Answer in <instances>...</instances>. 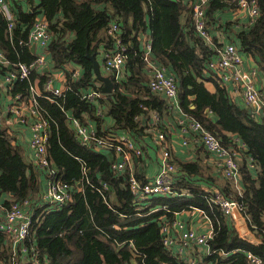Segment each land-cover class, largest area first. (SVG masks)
<instances>
[{"label":"trees","instance_id":"1","mask_svg":"<svg viewBox=\"0 0 264 264\" xmlns=\"http://www.w3.org/2000/svg\"><path fill=\"white\" fill-rule=\"evenodd\" d=\"M236 1L208 0L209 31L223 24L217 12L235 10ZM255 2L257 19L231 41L264 73V0ZM39 9L52 34L48 45L52 69L33 70L26 79L10 83L8 89L12 88V100L18 103L28 99L31 85L39 88L36 107L48 121L49 162L59 180L69 185L71 198L51 209L40 203L45 173L29 162L13 141L8 121L12 114L7 110V126L0 115V196L5 194L8 199L0 204L7 207L11 200H31L32 218L24 243L38 250L40 264H190L164 247L158 222L172 221L176 214L191 209L202 211L212 229V237L205 244L209 252L202 255L197 250L190 255L195 264H251L248 252L264 261V115L260 120L252 117L248 108L235 104L216 82L211 81L215 92L207 89L203 68L210 50L195 31L192 8L175 0H40ZM39 9L20 12L19 17L18 10L11 32L7 30V17L0 12V48L10 62L28 63L35 57L28 50L27 37ZM113 21L125 46V78L116 81L110 75L113 90L90 101L83 93L88 89L99 92L101 87L87 54L96 57L101 49L105 54L113 48L115 37L108 32ZM143 34L150 41L154 60L178 80V106L186 121H198L223 146L238 148V140L248 149L247 154L240 149V155L251 158L249 164L257 170V177L251 175L242 159L241 163L237 161L241 189L228 180L219 187L212 186L236 201L258 244L240 237L233 218L209 201L213 187L203 186L214 180L209 163L205 167L196 160H180L171 145L165 146L170 161L178 168L173 185L178 195H153L139 205L128 185L129 172L117 174L111 169L114 152L110 151V156L75 140L66 113L86 126L90 120L97 122V135H103L118 130L139 134L145 129L142 119L154 112L158 123L150 127L161 128L166 134L160 126H164L162 117L169 108L166 100L147 86L146 62L140 48ZM70 63L80 66V76L73 78L65 72L63 95L50 100L51 93L44 90L49 74ZM5 69L0 66V73ZM17 94L21 99L15 98ZM104 114L111 118L110 125H104ZM133 174L139 181L146 180L136 171ZM28 255L31 257V252ZM15 263L24 264L18 254L12 255L11 242L0 231V264Z\"/></svg>","mask_w":264,"mask_h":264},{"label":"built area","instance_id":"2","mask_svg":"<svg viewBox=\"0 0 264 264\" xmlns=\"http://www.w3.org/2000/svg\"><path fill=\"white\" fill-rule=\"evenodd\" d=\"M175 1L192 8L195 31L209 47L210 55L206 59L203 68V75L207 78V81L218 83L221 88H224L232 101L234 96H240L252 117L256 118L261 113L264 115V99L262 98L261 90L255 85L257 67L250 61L249 57L244 56L237 44L231 40L228 42L223 41V33L220 30H216L213 36L211 31L207 29L206 7L208 0ZM236 4V9L232 11L235 15L242 11L247 20L244 28L250 27L259 14L257 3L255 0H237ZM0 12L9 19L7 30H12L15 18L6 11L5 0H0ZM117 30L118 25L113 21L108 32L115 37V41L113 48L103 55L102 67L107 75H113L116 81H120L125 78L123 71L125 46L121 44V40L116 34ZM51 39L52 34L48 29L47 21L43 18H37L32 24L29 42H37L42 47V51L38 52L30 62L12 63L0 48V66L6 68L3 74L6 84L13 83L15 80L26 79L33 70L39 72L45 68L51 70L52 61L48 52V45ZM140 48L143 51V59L146 62L147 86L149 90L166 100L168 111L173 115V120H176V123L180 125L181 133H190L192 137H195L197 142L211 154L218 175L230 181L236 187L240 177L237 161L241 153L240 149H245L243 142L241 144L239 143L241 141H235L238 148L223 146L219 139L210 131L205 130L198 121H186L185 117L182 119L177 98L179 88L177 78L171 71L154 60L150 41L144 34L140 38ZM78 68L80 69L79 65L70 63L63 65L55 72L60 71L64 74L68 72L73 78H78L80 76ZM55 72H52V75ZM44 90L51 93L50 100L53 97L59 98L63 95L64 79L63 85L56 86L53 84V76L48 78L44 84ZM29 91L30 94L27 100L21 99L19 94L15 96V98L21 99L17 104L24 106L25 109L19 105H11L8 111L12 114V118H9L8 121L12 125L18 120L30 128L29 147L33 154L34 163L41 171H44L46 178L45 189L39 200H41V204L47 206V209H51L67 203L71 198V191L68 184L59 180L55 169L49 162L47 152L48 121L39 115L36 107L35 98L39 96L40 90L36 84H33ZM100 94L103 93L88 89L83 93V97L94 101ZM66 116L75 140L81 145H91L96 151L107 152L109 155L110 151L114 152L115 158L111 162V169L117 174H122L125 171L129 172L127 181L137 204H143L153 195H178L177 191L173 189L178 168L170 161L169 153L165 149L167 140L161 132L156 136V145L161 149L159 170L152 178L139 181L133 174V165L135 159H139L142 155V146H138L134 139H131L128 135H121L123 133L119 135L117 132L115 134L106 132L103 135H97L95 129L82 124L79 119L69 115V113H66ZM151 118L153 122L150 125H156L158 116L153 115ZM183 144H185V141H183ZM211 190L213 196H210L209 201L214 202L225 216L233 218L234 209H237L240 213V208L235 200L225 197L215 187L211 188ZM31 203L29 199H25L22 202L11 200L7 207H1L0 231L9 238L14 257L18 254L20 261L24 264L28 262V264H40L37 257L38 250L34 247L28 248L24 243L32 218ZM195 210L199 211L198 209ZM160 226L163 245L169 250H171V244L175 241L171 232L175 230L180 232L179 255L172 253L190 264H195L196 261L194 257L190 258L188 250L194 251L197 247L205 245L212 237V229L203 233H198L190 228L184 230V223L180 220H174L172 223L164 221L160 223ZM184 248L186 251L182 253ZM28 252H31V257ZM246 257L251 264H264V261L259 256L251 252H248Z\"/></svg>","mask_w":264,"mask_h":264},{"label":"crops","instance_id":"3","mask_svg":"<svg viewBox=\"0 0 264 264\" xmlns=\"http://www.w3.org/2000/svg\"><path fill=\"white\" fill-rule=\"evenodd\" d=\"M39 4H40V0H5L6 11L11 13L14 16V18H17V11L18 10H19L18 11V17H19L20 12L31 13L32 9H39ZM234 15H235V13L229 9H225V10L217 12L216 17L223 24L219 28H215L213 30L211 29V34L214 36L216 33V30H220L223 33L222 34L223 35V41L228 42V41L234 39L236 36V33L239 30H241L242 28H244L245 24L247 23L246 16L242 13V11L241 12L239 11L235 16ZM37 18L45 19L44 15H42V13H40V9H39V14H37V16L35 17V20ZM7 20H9V19H7ZM14 21H15V19H14ZM11 31L12 30H10L9 32H11ZM30 31H31V29H30ZM30 31H29L28 37H27L28 50L31 54L36 55L38 52L42 51V47L37 42H29ZM32 44H34L33 52L31 51V45ZM102 51L103 50L101 49L100 53L95 57V59L99 63L101 73L103 75H107L105 73V71L103 70V67H102L103 55H104ZM250 61L257 67L256 63L253 60H250ZM92 66H93V64H92ZM47 71H50V70L47 69L46 72ZM79 71L81 73V68L79 69ZM93 71H94V69H93ZM52 76H53V84L54 85H56V86L57 85H63V79L65 77V74L63 72H55L53 75L50 73L48 78H50ZM8 85L9 84H6V82L4 80L3 74L0 73V115L4 116V117H2L4 119H2V118L1 119H2V121H5V122H6V116L8 115L5 111H7L11 105H19L20 107L24 108V106L17 104L14 100H12V95H11V91H10V90H12V88L9 90ZM99 85L102 86V83L100 82ZM255 85L259 90H261V94H263L264 93V73H262L258 68H257ZM205 86L207 87V89L210 92H215V87H214L212 82L206 81ZM233 101L235 104L242 106V107H245V104H244V102L240 96H234ZM24 112L26 113V111H24ZM69 115H71V114L69 113ZM153 115H157V114L152 112V113H150V116L147 117V119H146V117H145V119H142V122H144V123H142V125L144 126L145 129L143 128L144 129L143 132H141L139 134H133V133L130 134V132H128V131H121V130L116 131L119 135L121 133H123L121 135H124V134L126 136L128 135L131 139H134V141L136 142V144L138 146H140V147L142 146V155H141V157H139V159L138 158L135 159L134 165H133V171H136L144 179H150L158 172L159 162H160V157H161V149L158 148L156 145V140H157L156 136H157V134H159V132H161L162 129L161 128L155 129V127H154V129H152L150 127L151 126L150 123L153 122L152 118H151ZM180 115H181V118L184 119V116L182 115V113ZM262 116H263V114L261 113V114H258L256 118H258L260 120ZM104 117H105L103 119L104 125H108V124L110 125L112 123L111 118L107 114H104ZM172 117H173V115H171V112L168 111L166 113V115L164 117H162L165 121L164 126L162 125L160 127H163L164 130L166 131L165 138L167 141H169L166 144H167V146L171 145L174 156L180 160H196L201 166H205V167H208L206 165V163L207 164L209 163L210 164L209 166L211 167V169H210L211 173H212L211 175H212V177H214L213 178L214 180H213V183L212 182L204 183V185H203L204 188H207V187L211 188V187H213L212 185H214V186L215 185L216 186L222 185L226 180L222 179L218 175V173L216 172L215 166L213 164V158H212L211 154L209 152H207L203 148V146L197 142L195 137H192L191 134H189V133L182 134L180 125L177 124L176 120H173ZM211 117L213 119H216L215 115H211ZM8 120H9V118H8ZM88 123H89L90 128H93L95 130L97 129V122L90 120V121H88ZM6 126H7V122H6ZM102 127L103 126H100V129ZM10 130L12 132L13 141L15 143L17 142V144L21 148L22 152L24 153L26 159L29 162H34L33 154H32V151L29 147V139H30V135H31L30 128L26 124H23L22 122L17 120L14 124H12V128H10ZM183 141H185V144H183ZM239 143L242 144V141ZM243 151H244V149H243ZM242 159H244V161H245L244 165L249 166V171H250L251 175L256 178L257 177V170L255 169V167H253L249 164L251 158H246V157H243L242 155H240L238 161L241 163ZM204 172H206L208 174V172L206 170ZM237 182H238V184L235 188H237L239 190L242 188V184L240 182V179H238ZM44 184H45V182H43V185L41 183V189L42 190L45 188ZM4 199H8V197L5 194H1L0 202ZM1 207H3V206L0 204V209H1ZM240 216L245 220V218L241 215V213H240ZM174 220L182 221L184 223V230L190 228V229L196 230V232H198V233L208 232L211 230V226H210L207 218L204 217L199 211H197L195 209L185 210V211H182V212L176 214V216L173 218L172 221H170V223L174 222ZM233 222H234V228L236 229V231L238 232L240 237L246 239L247 241L251 242L252 244H258L259 243V239L252 232L249 231L248 227H247L246 232L240 233L238 230V226L236 224V218L235 217H233ZM245 224H246V221H245ZM171 234L175 240L173 242V244H171V251L173 253L179 255L178 250L180 247V244H179L180 232L178 230H175V231L171 232ZM246 236H250L252 239H254V241H250ZM185 251H186V249L184 248L182 253H185ZM198 251H200L201 254L204 255L205 253L209 252V248L207 247V245H203V246H200ZM195 252H191L190 255L192 256V254Z\"/></svg>","mask_w":264,"mask_h":264},{"label":"water","instance_id":"4","mask_svg":"<svg viewBox=\"0 0 264 264\" xmlns=\"http://www.w3.org/2000/svg\"><path fill=\"white\" fill-rule=\"evenodd\" d=\"M33 50H34V44L31 45V51L33 52ZM87 58L92 61L95 76L98 79V81H100L102 83V86H101V89H100L101 93H104V94L110 93L113 90V87H114L110 76L109 75H103L101 73L99 63L95 59L94 55L87 54ZM47 69L48 68H45L44 70L46 71ZM192 75H193V77H195L194 73H192ZM191 107H193V105H191ZM244 151L246 153H248V149L247 148H245ZM233 213H234V217L236 218V224L238 226L239 232L240 233L246 232L247 231V225L245 224V220L240 216V213L237 211V209H234ZM158 225H160V222H158ZM246 237L250 241H254V239H252L250 236H246Z\"/></svg>","mask_w":264,"mask_h":264},{"label":"rangeland","instance_id":"5","mask_svg":"<svg viewBox=\"0 0 264 264\" xmlns=\"http://www.w3.org/2000/svg\"><path fill=\"white\" fill-rule=\"evenodd\" d=\"M61 71H62V70H61ZM58 72H60V71H58ZM207 84H208V83H207ZM97 85L99 86V84H97ZM208 86H209V85H208ZM100 87H101V86H100ZM168 142H169V141H168ZM40 206H41V205H40ZM201 214H203L202 211H201ZM199 248H200V247H197L194 251H193V250H188V252H190V253H191V252H195V251L197 252V250H199ZM195 261H196V260H195Z\"/></svg>","mask_w":264,"mask_h":264}]
</instances>
